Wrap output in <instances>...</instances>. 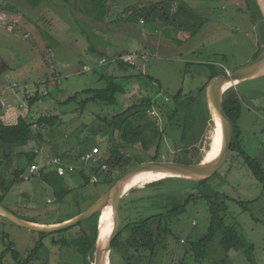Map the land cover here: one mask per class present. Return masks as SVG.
I'll return each instance as SVG.
<instances>
[{
    "label": "rangeland",
    "instance_id": "obj_1",
    "mask_svg": "<svg viewBox=\"0 0 264 264\" xmlns=\"http://www.w3.org/2000/svg\"><path fill=\"white\" fill-rule=\"evenodd\" d=\"M74 2L44 0L34 8L27 0H0V110L6 118L10 115L12 121L14 114L21 112L29 114L34 122L41 116L60 117L53 128L38 132L29 149L17 148L11 154L2 170L4 177L12 179L16 169L13 167L21 158L17 157L21 156L18 152L36 149L42 153V160L37 161L43 167L56 155L81 167L84 151L94 147L100 148L101 159L105 161L119 151L132 159L135 166L139 164L137 157L151 159L157 142L152 135L153 122L161 130L170 126L161 143L159 158L202 159L214 136L213 118L211 122L206 115L207 102L212 115L208 91L204 100V93L198 98L203 101L204 112L196 126L204 129L199 134V128L195 127L196 134L185 145L176 141L177 130L170 118L186 102L175 100L174 96L184 89L186 97H193L192 92L208 80L209 69L205 65L213 64L217 74L232 72L264 50L259 22L253 19L249 8L254 7L253 0H154L150 3L154 6L141 0H80L77 10ZM151 9L155 12L149 18L140 17L141 11L145 14ZM7 19L18 20L13 32L8 29ZM111 57L138 59L132 60L134 69L123 71L117 62L100 64L104 58ZM123 63L130 64L124 60ZM103 75L117 76L124 86L125 93L117 96L116 105L90 103L81 110L77 103L66 104L78 93L102 88ZM243 83L238 87L242 106V116L237 122L238 152L234 150L226 165L200 186L198 192L228 195V208L222 213L226 224L235 226L246 242L255 245L252 260L242 250L233 249L225 264L230 260L234 261L231 264H264V184L248 169L245 158L255 159L264 169V76ZM38 91L41 98L31 107L25 95ZM147 97L154 107L133 114L125 128L128 132L138 131V140L146 139L149 150H144L141 143L122 141L118 131L114 138L110 137L112 129L102 120H111L132 105L140 106ZM4 151L7 152V147L0 144V159ZM105 165L107 170L99 176L116 177L124 169L121 164ZM64 179L70 193L63 199L51 194L45 185L39 187L37 184L41 182L33 179L13 185L4 204L7 206L12 201L24 207L28 218L34 220L63 221L86 211L110 186L102 177L96 184L85 185L79 170ZM162 181L139 185L126 193L119 215L123 213L126 222H131L165 213L176 203H184L186 196L166 203L167 206L159 198L150 202L148 198L173 191L178 185L175 181ZM185 187L190 190L191 184ZM209 206L206 200L195 198L184 210L170 214L169 232L164 233L153 264H217L225 257L220 233L205 258L197 260L190 251L191 242L207 234L212 218ZM97 217L42 236L22 230L0 215V261L19 264L13 256L16 252L22 263L31 257L28 264H93L92 253L84 250ZM120 226L121 222L118 229ZM8 247L12 248L6 250ZM62 248L64 251L60 253L58 250ZM112 255L110 264H125L121 252Z\"/></svg>",
    "mask_w": 264,
    "mask_h": 264
},
{
    "label": "trees",
    "instance_id": "obj_2",
    "mask_svg": "<svg viewBox=\"0 0 264 264\" xmlns=\"http://www.w3.org/2000/svg\"><path fill=\"white\" fill-rule=\"evenodd\" d=\"M43 1L44 0H27L28 4L34 8L39 6ZM253 3H254L253 8L250 7L249 5L248 6L253 14V19L259 22L261 37L262 39H264V18L256 0H253ZM143 12L144 11H141L140 17L145 16L149 18V16L152 15V12H145V14ZM87 14L88 13L86 12V16L90 17L88 16L89 14L88 15ZM109 64H113V63H109ZM117 66L119 69L123 71L134 69L136 67L134 66V64L131 65L128 63H123L121 61L117 62ZM205 67L206 69H209L208 80L202 82V85L198 87V89L192 92L191 95H193V97L190 98L186 97L185 96L186 93L184 92V89H181L174 96L175 100L178 101L180 100V102L183 100L184 102H186L183 103L181 107L176 108L170 118V120L172 121L171 124L172 127H175V129L177 130L178 137L176 141L182 145L187 144L191 135L196 134L195 127L199 128V130L197 129L199 134L204 129V127L196 126V123L203 118V112H204L202 111L203 101H200L198 98L203 93H204L203 100L206 98V90L210 81L215 76L219 75L215 72V67L213 64H207L205 65ZM138 76L137 78H139ZM101 79L104 81V86L102 88L89 89L81 93H78L75 96L69 98L66 101V104L73 102L74 104L77 103L79 104L81 110H84L90 103H101L109 106L116 105L118 100L117 96L119 94L125 93L124 86L119 82L117 76L115 75L114 76L103 75ZM150 81L155 82L152 79H150ZM40 98L41 95L40 92L38 91L28 99L29 105L32 107L35 103H37L40 100ZM227 104L235 124L236 140H235L234 150L238 152L237 147H238L239 130H238L237 122L238 120H240L242 116V106L238 96V89L230 90L227 97ZM206 106H207L206 107L207 119H209L212 122V115L210 113L208 102ZM153 107L154 105L151 103L150 98L148 97L143 98V101L141 102L140 106L132 105L129 108H127L124 112L120 114H116L114 117H112L111 120L105 118L102 121L107 123L112 129L110 137L114 138V133L118 131L120 133V137L122 138V141L127 142L128 144L141 143L143 149L148 151L149 145L148 142H146V139L138 140L139 132L136 130L132 132H128L127 129L125 128V124L129 122V120H131L130 117L136 112L143 110L147 111L152 109ZM14 115L15 118L12 121L10 120V115H8V118H6L5 113H3L2 110H0V144L1 146L4 145L7 147V152L4 151V155L0 159V203L3 205H5L4 203L7 197V193L10 191L13 185L18 184L20 181H23L22 176L26 171L27 166L32 164L33 162H36L39 156L34 153L35 150L29 153L25 151L18 152L21 154V156L18 154L16 155H18L17 157H21V158H19V162L16 166V169H14L12 172L13 177H11L12 179L10 180L5 178L4 173H2L6 160H9L11 158V154L17 148L24 149L28 147V145L31 144L32 140L36 138V135L39 134L38 133L39 131L42 132L43 130H47L46 128L48 129L53 128L60 118L58 115L41 116L37 119V121L34 122L30 118L29 114H25L21 112V113H16ZM34 125L36 126L37 130H34ZM165 127L166 128L161 130L160 129L161 127H159L158 123L153 122L152 135L157 142L152 149L153 153L151 159H158L160 156V149L162 146L161 143L164 141L166 135H168L170 126L166 125ZM185 150H187L186 151L187 154L190 153L189 149H185ZM87 151L88 150L84 151V153ZM240 154L244 155V152H240ZM245 158L248 169L251 170V172L257 178V180H259L261 183L264 184V169L255 159H252L251 157L248 156H245ZM114 159L115 161H113ZM142 159L143 158L141 157H137L136 159L137 163H141L145 161ZM132 161H133L132 159L127 158L123 153L116 151L111 155L110 159H106L104 163H108L110 166H113L114 164L115 165L121 164V167L124 168L123 172L121 173L123 174L126 170L133 167ZM52 168H53L52 166L51 167L46 166L44 169H41L40 171L41 175L39 177L53 188L54 193L57 197L63 199V197H65L70 193V190L66 188L64 176H57L55 172L52 171ZM89 169H91L92 173H95L97 171V167L93 165L90 166ZM79 171H80V175L84 179V184L85 185L90 184L91 183L90 174H88L86 171L82 169H80ZM51 174H53V176L49 177ZM119 176L114 177L109 174V175L100 176L99 180L102 177L103 181L106 182L109 186ZM35 178L38 177L35 176L34 179ZM210 179L211 177L206 179H197V178L185 179V177L167 179L169 181H175V183L178 184L177 186H175L176 191L175 189H173V191L172 190L167 191L166 193L161 194L158 197L155 198L151 197L150 199L148 198V200H150V202H154V201L156 202L157 198H159L162 201H164L165 206H167L166 203L169 204L170 202L172 203V201L174 203L175 201H179V199L186 196L187 198L185 199L184 203L182 204L176 203L175 205H173V207L167 208V211L165 213L154 214L149 216L148 218H144V219L142 218L131 222H126L125 217L123 216L122 213L121 226L118 229V232L111 244L112 254L114 255L121 252L122 254L121 257L122 259H124L123 261L125 264H153V259L156 255V251L164 240L163 235L164 233L167 234L169 232L168 218L170 214L184 210L186 207H188V204H190L195 198H199L206 200L208 205H210L209 210L211 212L212 218L207 234L204 235L200 240L191 242L190 251L194 253L195 258L197 260L205 258L206 256L205 253H207L210 250L209 246H211V244L215 241V238L219 236L220 233L221 248H223L226 253H225V257L221 259L220 262H218L217 264H225L229 252H231V250L233 249L235 250L242 249L243 253L247 256V258L249 260H252V254L253 252H255V245L246 242V240L242 237L238 229L235 226L227 225L224 217L222 216L223 211L225 210L227 211L228 208L227 199L229 198V196L220 192L215 193L214 196L200 194L198 192L199 187L209 182ZM186 184H191L190 190H187V188L185 187ZM97 222H98V217L96 218V224L94 227L95 229L93 230L92 236L88 237L87 240L85 241L86 249L84 250V252L90 251L92 253V257H93L95 235L97 230ZM41 235L47 236L45 234H41ZM10 248L12 247H8L6 250H9ZM13 256L19 264H28L31 262L30 261L31 257L28 261L22 263V261L19 259L18 253L14 252ZM0 264H2V260L0 261ZM112 264L114 263L112 262Z\"/></svg>",
    "mask_w": 264,
    "mask_h": 264
},
{
    "label": "water",
    "instance_id": "obj_3",
    "mask_svg": "<svg viewBox=\"0 0 264 264\" xmlns=\"http://www.w3.org/2000/svg\"><path fill=\"white\" fill-rule=\"evenodd\" d=\"M79 1L80 0H75L74 2L75 10H77ZM256 2L264 18V11L259 3V0H256ZM263 69L264 50H261L259 54L256 55L253 60H251L246 65L237 68L231 73H227L226 71H224L221 74L215 76L210 81L207 87L209 100L215 103L221 121L223 123L225 136L224 149L219 157H217L215 160L207 162L203 159L193 158H159L141 162L121 174L109 186L103 196L86 211L77 215L73 219L59 225L52 226L31 223L24 220L17 213L13 212L11 209L1 203L0 215L20 228L45 235H52L67 230L97 215L98 222L93 247V264H103V256L101 254V235L104 225L106 226V219L105 221L103 219L105 210L113 203V201L120 193H127L126 190L128 184L134 176L142 174L144 172L167 171L182 177L206 179L214 176L220 169H222L229 161L232 153L234 152V145L236 140L235 124L227 104L228 94L230 90L234 89L238 84L255 79V76H257ZM117 232L114 234L112 241L114 240ZM112 241L110 243L111 253Z\"/></svg>",
    "mask_w": 264,
    "mask_h": 264
},
{
    "label": "bare ground",
    "instance_id": "obj_4",
    "mask_svg": "<svg viewBox=\"0 0 264 264\" xmlns=\"http://www.w3.org/2000/svg\"><path fill=\"white\" fill-rule=\"evenodd\" d=\"M259 3L264 11V0H259ZM264 76V69L255 76L256 78ZM212 118L214 121V136L213 139L209 142V146L205 151L203 160L209 162L215 160L222 153L225 146V136H224V127L221 121L219 112L213 101H210ZM174 173L167 171L162 172H144L142 174L134 176L127 187V193L139 185H143L150 182L162 181L169 178H180ZM126 194V192H125ZM124 192L120 193L113 203L105 210L104 221L106 219V226L102 230V239H101V254L103 256V264H110V243L113 239L114 234L117 232L118 225L120 222V203L122 198L125 196ZM105 223V222H104ZM93 262V261H92Z\"/></svg>",
    "mask_w": 264,
    "mask_h": 264
},
{
    "label": "built area",
    "instance_id": "obj_5",
    "mask_svg": "<svg viewBox=\"0 0 264 264\" xmlns=\"http://www.w3.org/2000/svg\"><path fill=\"white\" fill-rule=\"evenodd\" d=\"M10 20V21H9ZM7 19L5 22L8 24V29L9 31L13 32L15 30V26L18 24V20L16 19ZM137 60L138 58L134 57V58H125V57H120V58H116L113 57L111 59H107L104 58V60H102L100 62V64H106V63H116L118 61L123 62V60L126 62H130V64H133L132 60ZM86 68V67H85ZM86 70H88V68H86ZM227 73H231V71L226 70ZM24 89V88H22ZM24 91H26L24 89ZM34 95V93H29L28 95H25V98H30ZM1 94H0V99H1ZM1 104V103H0ZM34 127L36 128V126L34 125ZM35 154H37L40 158V160H42V153L39 150H35L34 151ZM102 157V153L100 148L98 147H94L93 149H91L90 151H87L84 156L82 157L83 163L81 167H78L75 165V163H69L67 161H65L60 155H56V156H51V159L49 161V164L46 166H52L53 167V171L55 172V174L57 176H67L69 174H74L76 173V171L82 169L84 171H86L88 174H90V179L92 183H97L99 181V175L100 173H104V171L107 170V167L105 165V163H101V159ZM44 165V164H43ZM43 165H41V162H33L32 164L28 165L26 168V171L24 172L22 179L25 182H30L31 180L34 179L35 176L39 177L41 175L40 171L41 169H44L46 166L43 167ZM96 166L97 167V171L95 173L91 172L90 166ZM184 242V241H183Z\"/></svg>",
    "mask_w": 264,
    "mask_h": 264
},
{
    "label": "crops",
    "instance_id": "obj_6",
    "mask_svg": "<svg viewBox=\"0 0 264 264\" xmlns=\"http://www.w3.org/2000/svg\"><path fill=\"white\" fill-rule=\"evenodd\" d=\"M259 78V77H258ZM256 79V78H255ZM254 80V79H253ZM241 84H244L243 82L242 83H240V84H238L237 85V89H238V87L241 85ZM30 145H28V147H29ZM28 147H26V149H29ZM50 149H52V148H50ZM52 154V153H51ZM48 155H50V152H48ZM10 160V159H9ZM9 160H7V162H9ZM49 164V163H48ZM47 164V165H48ZM7 165H8V163H7ZM17 166V165H16ZM16 166L15 167H13V169L14 168H16ZM48 167H50V166H48ZM3 169H5V167L3 168ZM35 179H37L38 181H40L41 182V184L39 183V184H37L39 187H42V188H45V187H43L42 185H45L46 187H48V189L50 190V192H51V194L53 193V194H55L54 193V190H53V188L51 187V186H49L46 182H44L40 177H38V178H35ZM6 201V200H5ZM6 207H8L9 209H11L13 212H15V213H17L20 217H22L24 220H26V221H29V222H31V223H34V224H39V225H52V226H54V225H59V224H62V223H64V222H67V221H69V220H71V219H73L74 217H76L77 215H75V216H71L70 218H67V219H65V220H63V221H50V222H44V221H39V220H34V219H32V218H28V213H26L27 212V209H25L24 207H20L18 204H15L14 202H9V204H7V206ZM31 213H35V212H33V211H31ZM22 230H26V229H23L22 228ZM28 231V230H27ZM29 232V231H28ZM48 236V235H47ZM40 243V245L42 246L43 245V240H41V242H39ZM240 250H242V249H240ZM60 253H62L63 251H64V249L62 248V249H59L58 250ZM55 258H57V257H55ZM231 263H234V261L233 260H230V262H229V264H231Z\"/></svg>",
    "mask_w": 264,
    "mask_h": 264
},
{
    "label": "flooded vegetation",
    "instance_id": "obj_7",
    "mask_svg": "<svg viewBox=\"0 0 264 264\" xmlns=\"http://www.w3.org/2000/svg\"><path fill=\"white\" fill-rule=\"evenodd\" d=\"M145 5L149 4L148 6H154L155 4H150V3H154L152 0H141ZM157 3V2H156ZM146 12H155L154 9H151L150 11H146Z\"/></svg>",
    "mask_w": 264,
    "mask_h": 264
}]
</instances>
